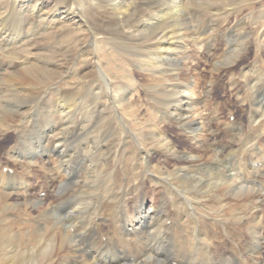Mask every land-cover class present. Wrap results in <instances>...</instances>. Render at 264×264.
<instances>
[{
	"label": "bare ground",
	"instance_id": "6f19581e",
	"mask_svg": "<svg viewBox=\"0 0 264 264\" xmlns=\"http://www.w3.org/2000/svg\"><path fill=\"white\" fill-rule=\"evenodd\" d=\"M185 1L187 0H62L60 6L53 11H48L46 10L47 5L42 0H0V50L5 49L6 52L13 53L14 44L20 38L26 40L33 34L47 37V35L54 33L53 29L56 26L60 27L58 34L65 33L68 25L72 24L80 29L91 30L94 39L98 37L94 44L101 43V47L111 44L112 46H109L110 49H118L116 51L117 54L124 58L123 66L128 68V66L133 67L140 64L142 70L146 69L148 72H151V68L153 70L156 69L157 77H153L148 73L149 78H152L154 82L145 86V89L146 87L150 90L157 89L154 94L156 103H154V100L153 103L159 105L161 110L163 109L161 113L166 120L165 122L174 123L173 126L180 131V134H183L178 139H183L185 143L190 145L189 149H183L184 147L180 144L183 148L178 149L180 146L177 147L172 142L173 140L169 142L166 137L159 135L155 130L147 132L144 139L141 138V135L135 136V138L138 137L139 141L150 143L165 152L164 170L168 171L169 168L167 158L174 159L175 163H172L173 167H171V170H173L172 174L166 172L167 175L163 176V188L159 185L157 178H153L151 175V168L153 167L150 153L143 151L141 152L142 155L138 154L135 160H132L131 157L129 158L133 161V165L136 166L134 169L138 167L139 170L143 168L146 171H150L149 178H146V180H150V184L164 190L163 195L161 193L160 196H165L170 201L169 204L173 206L175 211L174 216L164 209L161 210L158 204L153 200L152 202L149 201L150 198L142 193H138L139 197L137 199L136 197L135 199L133 198V201L135 200L134 202H136L134 205L136 207H134L130 215L128 210H126L128 204L125 203L127 204L125 206L122 203L124 200L121 196L125 193L124 190L114 191L115 193L107 198H104L105 194H102L100 202H97L98 204L94 205L91 203L92 206L86 207V201L89 200V197L85 195L87 190H82L83 187H88L89 184L96 185L100 181L103 183L105 179L110 181L116 172L123 169L121 155L124 150L120 151V149L127 143L126 139L129 137L126 134L132 131L128 130V128H125V131L122 130L125 136L123 140H118L119 143L117 145L115 143V145L111 144L109 136L106 139H102L104 136L102 135L101 137L102 129L98 130V126L93 129L87 127V122L90 120L88 118L92 115L90 114L92 103H89L90 101L87 102V99L86 101L79 99L80 102H83L81 113L84 117L82 119L83 123H85V128L83 127L82 129L87 130V132L83 131L88 136L86 141H84L83 137L84 144L82 147L85 150L82 154L93 150L92 153H89L88 158L90 159L94 155L97 156L90 159V163L87 165V169L85 168L86 171L82 172V175L80 174V168L78 176L72 178L73 174H71L70 164L74 154H69L71 149H67V145H64V138L59 137V134H64L69 126L73 125L77 110L75 108L76 98L73 101L75 92L73 93L71 92L72 90L70 91L67 88L63 89V91L55 88L54 81L60 77L61 74L59 72L61 70L54 72L52 70L55 68L54 63L45 60L41 55L39 56V51L46 50L47 45L36 44V49L39 50V53L37 54L36 52L35 55L39 63L43 64V67L36 65L26 67L24 64L26 62L24 61L20 60L19 62L11 63L10 60L9 66L5 68L6 70L8 69L6 75L3 80H0V84L1 81L5 83L4 87H2L4 92L6 91L9 95L2 94L0 91V99L6 97L12 100L21 94L22 97L27 96L28 102H31L41 93L46 98L47 94L55 96L53 101L42 109H45L43 113L44 126L41 129V137L40 139L38 138L39 141L37 140L38 145L34 147L36 152L33 156L37 154L42 159L49 161L53 165L55 178L59 177L60 179L57 181L58 194L52 207L42 209L41 212L38 211L40 209L37 210L40 213L38 214L39 220L42 223L46 224L47 222L49 224V228L53 232L52 236L50 235L51 237L48 240H44L41 237L43 240L37 241L38 243L26 250L21 249L19 244L11 243V237H0V264H264V138H262L264 132L259 133V136L256 135L260 139L258 137L245 136L246 133L241 126L242 124L232 121L226 131L228 141L226 143L222 142L224 139L220 138L221 134L217 136V133L214 134L213 130L215 128L224 130V123L229 121L223 122L221 120L222 117L219 115L217 108L213 109L211 114L202 112L208 125H211L209 126L212 131L209 130V126L206 127L204 125L205 120L203 121L201 111L205 107L206 100L200 101L194 96V91L184 88L180 81V70L179 72L177 71L181 61H184V55L187 53L186 48L182 49L185 46V41L183 42V40L186 36V31H182V29L187 28L185 23H183L186 19L179 18V10L184 9ZM9 3H11L10 6ZM6 8L9 9V18L14 16L18 20L15 25L13 20L12 24L14 27L12 29H7L5 25L8 18L5 15L7 14ZM2 9L4 10L3 13L1 12ZM75 16L81 20L79 23H76ZM158 21L159 23L160 21L165 23V28L160 30L161 27L157 26ZM154 22L157 23L152 24ZM150 24L155 28L147 30L146 26ZM24 28L28 31H25ZM123 28H127L126 31ZM23 31L25 35H18ZM118 34L119 38H116L115 36ZM144 39H148L146 42L144 41V44L138 43V40ZM206 40L207 38H202V41ZM193 42L198 48L201 39L198 36H194ZM207 47H209V43H207ZM199 48L198 56L207 55L205 44L204 47L199 46ZM21 63L24 67L16 70L11 69L12 66L21 65ZM3 66L6 65L0 63V71ZM49 67L50 71L44 77L42 74L48 72ZM94 70L97 74L95 76L102 78L104 81L105 87L99 89L109 92L103 95L105 99H100L98 106L103 108V111L117 113L122 107L126 106V102L128 103L131 87L124 83H113L98 61L94 66ZM126 71L128 70L126 69ZM31 74H35L34 78L41 79V87H30ZM93 79L90 78L85 87L87 94L91 95L90 97L93 98L94 103L100 92H96ZM214 81L218 82V79L215 78L213 83ZM255 81L260 83L261 78L258 76ZM205 98L207 99L208 95ZM254 98L256 99V97ZM19 101L21 107L24 106L22 108L23 112L21 114L13 112L11 118L25 121L27 113H31L32 109L27 108L28 105L25 102L27 100L22 99ZM107 101H110V106H106ZM3 103L6 102L3 100ZM17 105L19 104L17 103ZM256 105H258L257 107L255 106L256 110L250 109L245 114L244 119L236 117L234 120L241 119L246 127L253 124L256 128L264 131V97L260 96ZM199 107H201V111ZM1 109L4 110V108ZM215 111L220 122H222L221 125L215 124ZM102 113L105 114L102 111L98 113L100 118L102 117L101 120L104 118ZM248 113L251 121L247 119ZM117 116L118 123L125 125V115L119 112ZM249 122L250 124H248ZM36 133L38 132L36 131ZM92 134H95L96 139L94 136L92 137ZM211 134H214V136ZM250 135L253 136L252 134ZM66 136L67 138L72 137L71 131H68ZM236 136L241 138L245 136L241 140L240 149L233 148ZM135 144L136 142H132V146H135ZM139 145L141 144L139 143ZM243 148L247 151L246 155L242 151ZM248 148H256L261 152V155L258 157L253 153H249ZM140 150H143L142 147ZM8 153L9 158L15 163L18 160L15 149H11ZM22 155L21 158L26 159L28 161L27 164L34 161L31 158L32 156L25 158ZM232 157H234V163H232ZM257 158H259L261 163H258ZM248 162L251 163L248 165ZM126 163L128 165V162ZM99 164H102V168L96 169ZM47 165L52 170L50 164ZM108 168H112V170L105 173ZM9 169L10 167H6L4 170H0V173L3 171L0 174V189H5V187L12 190L18 189L16 185V187L14 186V182L10 183L9 177L12 173H9ZM11 179L13 178L11 177ZM23 181H25V178ZM113 181L115 182V180ZM66 186L67 190L64 189ZM62 188L65 191L64 194ZM141 188L138 186L135 190H141ZM23 190L25 191L24 187ZM108 192L104 188V193ZM75 194L79 196V201L84 199V202L79 203L78 201V204H76L77 196L75 202H69L70 206L64 209L66 202H63V200L71 199ZM148 203L149 207L145 209L144 205ZM82 205L85 207L83 208L84 211L80 208ZM61 208L65 217L63 223L65 227L63 229L64 232L61 231L62 233L58 230L55 231V227L59 224L55 213L60 212ZM13 209L18 210L19 205H14ZM225 217H231L235 221L237 232L231 238L230 245L228 244L229 242L227 243L229 241L227 238L226 244H222V246L218 241L215 243V239L210 237L209 232L211 233V231L208 232L206 228L209 227H206V225L212 224L215 228H218V226L222 227ZM168 222L169 224L167 225ZM45 228L46 226L42 225L41 228H38V232H42ZM76 237L79 238L80 242L77 243L74 240V238L77 239ZM226 237L223 238L225 239ZM233 238H235L234 241ZM166 242H169L168 245L172 247L176 245L181 250L182 258H176L174 253L168 251ZM64 247L67 249L66 253L60 255L59 251L64 250ZM228 256L229 259H227Z\"/></svg>",
	"mask_w": 264,
	"mask_h": 264
},
{
	"label": "rangeland",
	"instance_id": "374dc122",
	"mask_svg": "<svg viewBox=\"0 0 264 264\" xmlns=\"http://www.w3.org/2000/svg\"><path fill=\"white\" fill-rule=\"evenodd\" d=\"M42 1L44 2L45 5H47L46 10L53 11L58 6H60V3L62 0H54V1L53 0H42ZM187 1L184 2V9L182 8L181 10H179L180 11L179 18L181 17L180 19H186V21L183 23H185V26L187 27L185 29H182V31H186V36L183 40V42L185 41L184 42L185 46L182 49L186 48L187 55L186 54L184 55L183 57L184 61L182 60L181 65L179 66V68H177L178 72L180 70L179 74H180L181 85L184 88H188L190 91H194V96L197 99H200V101L206 100L205 107L202 108V111H201V107H199V110L201 111V113L208 112V114H211V111L217 108L219 115H221L222 117L221 120L223 122H225L226 120L229 121V122L224 123V128H223L224 130H221V129L219 130V128H215L213 130L214 134L217 133V136L221 134L220 138L222 140L224 139L222 142L226 143L228 141V137L226 136L227 135L226 131H227L228 125H231L232 121L242 124L241 126L246 133L245 136L258 137L259 136L258 134L263 133L264 131L260 128H256V126L253 124L251 125L250 122L248 123L250 124V126L249 127L247 126L248 127L247 128L243 124V121L241 119L245 118V114L250 109H255V106L256 107L258 106L256 105V103L259 100L260 96L264 97V0H187ZM10 5L11 3H9V6ZM5 10H7L6 11L7 14L5 15H7V17L9 18V15H8L9 9L6 8ZM3 11L4 10L2 9L1 12L3 13ZM150 11H151V8H150ZM8 18L5 24L6 28L12 29L14 25L18 23V20L14 16H11L9 19ZM75 18H76V23H79V21H81L79 20L78 17L75 16ZM13 20H14V23H13ZM156 23L157 22H154L152 24H156ZM152 24L146 26V29L151 30L155 28ZM158 24L157 26L161 27L160 30H162L166 26L165 23L161 21L160 23L158 21ZM59 29L60 27L56 26L53 29L54 33L47 35V37L45 36L41 37V35L39 34H36V35L33 34L30 36L31 39L29 38L30 41L29 39H26V40H23V38L18 39L16 43L14 44L13 53L12 52L8 53L9 51L6 52L5 49L0 50V63H2L3 65H6V66H3L2 70L0 71V75H2L0 76V80H3V77H5L7 70H8V69L6 70L5 68L9 66L8 63L10 60H11V63H16V61L19 62L20 60L24 61L26 62L24 63L26 67L32 66V65L43 67V64L39 63V60L36 58V55H35L36 52L37 54L40 52L39 56L40 55L43 56L45 60L54 63L55 68L53 67L54 69H52L54 70V72H59L58 71L59 69L61 70V72H59L61 74L60 77L54 81L55 88L60 91H63V89L67 88L70 91L72 90L71 92L76 93V94L75 93L73 94V101H74V98H76L75 108H77L76 116L73 121V125L71 124L69 128L64 132V134H61V133L59 134V137L64 138V145H67V149H71V152L69 154L71 155L74 154L72 156V160L70 164L71 174H73L72 178H74V176L77 177L78 173L80 172H81L80 174L82 175L83 174L82 172L86 171L88 167L87 165H89L90 163L89 162L90 159H92L94 156H97V155H94L90 159L88 158L89 153H92L93 150H90V152L86 154H82V152L85 150L82 147V145L84 144V141L87 140L88 136L84 133V131L87 132V130L82 129L83 127L85 128V123H83L84 117H83V114L81 113L83 102H80L79 99L81 101H86L87 99L88 100L87 102L90 101L89 103H92V105L90 106L92 107L91 108L92 110L90 113L92 115H90L91 117L88 118L90 120L87 122V127H89V129H93L98 126V130L102 129L101 137L102 135H104L102 139L104 138L106 139L109 136V139L111 138L110 139L111 144L117 145L120 140L124 139L125 134L123 131H125L127 128L128 130L132 131L126 134V136H128L129 138L126 139L127 141L126 145L120 149V151L122 150L124 151L126 150V151L125 152L123 151L121 155L122 156L121 163H123L121 165L123 169L119 172H116L114 177L112 178L113 180H115V182L112 179H110V181L105 179L107 183L105 181L101 183L102 181H100L96 185L89 184L88 187H85V188L83 187L82 190L84 189L85 191L87 190L85 195L89 197V200H90V201L85 200L87 202L86 207L92 206L91 203L94 205L98 204L97 202H100V198L102 197L101 196L102 194H105L103 197L107 198L111 194L113 195V193L115 192L124 190L125 193H123L121 196L124 200L122 203L123 205L125 203L129 205L128 206L127 204H125V206L127 205L126 210H128L130 215L132 214V210L134 209V207H136L134 206L136 202H134L135 200L133 201V198L135 199L136 197L137 199L139 197L138 193H142L146 197L150 198L149 201L152 202L153 200L156 204H158L161 210L164 209L170 215L174 216L175 211L173 209V206L169 204L170 201H168V199L165 198V196H162V197L160 196L161 193L163 195L164 190L161 189L160 187H156L153 184H150L151 183L150 180H146V178H149L148 175H150V171H146L143 168L139 170L138 167L134 169V167L136 166L133 165V161H132L136 159V156L138 154L142 155L141 152L143 151H147L148 153H150L152 155L151 165L153 167L151 168L152 170L151 175L153 176V178H157L159 185L162 187L163 186V183H162L163 176L167 175L166 172H168L169 174H172L173 172V170H171V167H173V164L175 163L174 159L168 156L169 158L167 159L169 163V168H168V171L164 170V160L166 158L164 154L165 152L162 151L160 148L158 149L157 147H154V145L152 146V144L150 143H146L145 141H139L138 137L135 138V136L141 135V138L144 139L147 132L155 130L158 132L159 135L166 137V139H168L169 142L173 140L172 142L177 147L180 146V144L181 146L184 147L183 148L180 146L178 147V149H182V148L189 149L190 148L189 147L190 145L185 143L183 139H178V138H181L183 134H180V131L173 126L174 123L172 124V122H170L171 124H169L165 122L166 120L162 117V113H161L163 109L161 110L159 105L154 104L156 103L155 101L156 98L154 94L157 89L150 90L148 87H146L145 89V86L153 84L154 82L152 81V78H149V75L153 77L154 76L157 77L156 69L153 70L151 68V72H148L146 71L145 68H144L145 70H142V66H140V64L135 65L133 67L128 66V68L126 66H123L124 58H122L121 55L117 54L116 51L118 49H113V48L110 49L109 46H112L111 44H109V46H104V47H101L102 46L101 43L94 44L96 43V39L98 37L94 39L91 30L84 29V28L80 29L77 26L70 24L65 29L67 31L66 32L64 31L65 33H67L65 35V33L58 34L57 32L59 31ZM123 29L126 31L127 28H123ZM24 30L28 31L25 28ZM18 35H25V33L23 31L19 33ZM194 36L196 37L198 36V38L201 39L200 44H198V48H196L193 42ZM115 37L119 38V34ZM202 38H205V39L207 38V40L202 41ZM147 40L148 39L138 40V43L144 44ZM207 43H209V47L206 48ZM36 44L47 45V48L46 50L39 51L36 49ZM204 44H205V49H207V55L205 56L202 55L204 56L202 58V56L201 57L198 56V53H199L198 51L201 48V47L199 48V46L204 47ZM2 47H5V46H2ZM97 61L99 62L100 66L106 71V74L109 76V78L112 79L113 83L114 82L116 84L124 83L128 85L129 87H131L132 89L129 95L128 103L126 102L125 104L126 106L122 107L121 110H119L117 113H111V111L110 113L103 111V108L98 106L100 99L102 100L105 99L103 98V95L109 92L103 89L102 90L99 89V88H104L105 85H104V81L102 78H97V76H95L97 74L94 70V66ZM21 65L16 64L15 66H12L11 69L16 70V69H20L24 67L23 65L22 66ZM126 69L129 72L126 71ZM47 71L48 72H46L45 74H42L44 77L47 73H49L50 67ZM31 75L32 77L30 78L31 80L30 87L31 86H32L31 88L41 87L42 85L41 79L39 78L36 79V77L34 78L35 74H31ZM258 76L261 78L260 83H258L259 81L258 82L255 81L256 78H258ZM90 78L92 79L94 78L93 79L94 88L96 92H100L99 96L96 94L97 98L94 100V103H93V98L90 97L91 95L87 94V89L85 87V85H87L88 80ZM215 78L218 79V82L214 81L213 83V80H215ZM190 84H191V87H190ZM4 85L5 83L1 81L0 91L2 94L9 95V93H6V91L4 92V89L2 88L4 87ZM212 86H213V89H212ZM208 89H210V91H208ZM74 95L77 97H75ZM207 95H208V98L206 99L205 96ZM51 96L47 94V98H46L44 97L43 93H41V94H38L37 97H35L34 100L31 102L30 101L28 102L27 96L22 97L21 94H19V97H17L16 99H12V100L6 97L3 99H0L1 100L0 101V164L3 166L2 167L0 165L1 166L0 170H4V168L10 167L8 171L9 173H12L13 175V176L10 175L9 177L10 183L14 182V186L16 185L18 187V189H13V190L8 189L7 187H5V189L4 188L0 189V232H1L0 237H6V236L9 238L11 237L12 239L11 243L19 244L20 248L25 249V250L27 248H31L35 243H38L37 241L40 242V240H43V239L48 240L49 237H51L53 234L52 230L49 228V224H47V222L46 224L42 223L41 220H39L38 218V214H40L39 212H41L42 209H46L47 207L51 208L52 204H54L56 195L58 194V190H57L58 182L57 181H59L60 178L59 177L55 178L53 165H51L49 161L42 159L41 156L37 154L33 156V154L36 152L34 147L38 145V141L41 137L40 136L41 129L44 126L43 124L44 114L43 113L45 109L44 110L42 109L47 107L48 103H51L53 101L55 96H52V97ZM254 97H256V99ZM22 99L27 100L25 101L27 102V105H28L27 108H31L32 111L31 113H27V119L25 121H18L16 119L11 118V116L13 112H17L19 114L23 112L22 108L24 106L21 107L19 103L20 102L19 100H22ZM3 100L6 103H3ZM153 100L155 101L154 103H153ZM109 102L110 101L106 102V106L110 104ZM17 103L19 105H17ZM150 103H152L153 105ZM1 108H4V110ZM100 111L105 113V114L102 113L104 115V118L102 120L105 119L104 121H102L101 120L102 117L100 118V116L98 115ZM119 112L125 115V122H124L125 125L122 123L121 124L118 123L119 121L117 120L118 119L117 114ZM214 117H215L214 118L215 124L221 125L222 122H220V119L218 118L216 111L214 112ZM236 117H240L241 119L234 120ZM202 118H203V121L205 120L204 125L208 127L210 124L208 125V123L206 122V119L204 118V114ZM247 119L248 121H251L249 113L247 114ZM100 120L102 123L99 122ZM94 124L95 125L97 124V125L95 126ZM15 125H17L18 127ZM210 126H209L210 128L209 130L212 131V128ZM248 129L250 130L247 132ZM115 130H117L118 132ZM36 131L38 133H36ZM68 131H71L72 137L67 138L66 133ZM177 132H179V134H177ZM168 134L169 136H172V137L175 135L176 136L172 138V137H169ZM214 134H211V135L214 136ZM250 134H252L253 136H251ZM94 135L95 134H92V137ZM83 137L85 140L83 139ZM94 137L96 139V136ZM243 138H241L240 136H236L234 140L235 142L233 143L234 149H237V148L240 149L242 145L241 140H243ZM262 138H264V136ZM130 139L131 141L128 142V140ZM258 139L260 138L258 137ZM82 141L83 143H81ZM132 142L134 143L136 142L135 146H132ZM139 143L141 145H139ZM76 145L78 146L76 147ZM141 147L143 150H140ZM11 149H15V152L17 153L18 160L15 163L12 161V159L9 158L8 152ZM63 149H65V147H63ZM242 151L245 153V155L247 154L246 149L244 150L243 148ZM248 152L253 153L254 155H257L258 157L261 155V152H259L256 148H251V149L248 148ZM21 155L24 156L25 158L27 156L29 158L30 156H32L31 158H33L34 163L32 162L33 164L32 163L27 164L28 161L26 159L21 158ZM80 156L81 157L83 156V158H81ZM130 157L132 160L129 159ZM152 157H154L155 159L154 158L152 159ZM124 161L128 162V165ZM257 161L258 163H261L259 158H257ZM42 162L44 163L42 164ZM232 163H234V157H232ZM250 163L251 162H248V165ZM47 164H50V166L52 167V170ZM80 168H81V171H80ZM101 168H102V164L101 165L99 164L96 167V169H101ZM72 169H73V172H72ZM106 170H105L106 172L105 171L104 172L108 173L112 170V168H108ZM14 171L16 172V174L18 173L17 177ZM2 172L3 171H1L0 174H2ZM119 174H122V175H119ZM159 175H161L162 177ZM11 177L13 179H11ZM24 178H25V181H23ZM108 181L111 184H109ZM144 181L146 182V184ZM21 183H24V184H21ZM132 184L135 186L134 188ZM99 186L101 187L97 188ZM102 186L105 188L107 192L108 191L109 192L104 193V188ZM138 186L142 187L141 190L140 189L135 190V188ZM23 187L25 191L23 190ZM64 189L67 190V186ZM64 189L62 191L63 194L65 193ZM16 190H18L19 193L18 191L15 192ZM6 195L7 196L10 195V196L7 197ZM77 196L78 195L75 194L71 199L63 200V202H66L64 204V209L70 206L69 202L71 201L75 202V199ZM92 199H94L95 201ZM83 200L84 199H80L79 201V196H78L76 199V204H78L77 203L78 201L79 203L84 202ZM49 202L50 204L48 205ZM16 204L19 205L18 210L13 209V206ZM148 207H149V203L144 205L145 209H147ZM80 208H82V210L84 211L83 208L85 207H83L82 205V207ZM56 213H55V216L57 217L56 219L59 224H57L56 226L58 228L55 227L56 229L55 231L58 230L61 232L63 231L65 227V225L63 224L65 221V217L63 216L64 212L61 208V211L56 212ZM78 221H82V220H78ZM233 221L234 220L231 217H225L222 227L218 226V228H215L214 226H212V224L206 225V227L207 226L209 227L206 229L208 230V232L211 231V233L209 232V234L212 239H215L214 241L215 243L218 241L221 245L226 244V240L229 239L227 243L229 242L228 244L230 245L231 238L234 237L235 232H237L235 228L236 226L235 221L234 222ZM168 224L169 223H167V225ZM42 225H45L46 228L42 232H38V228H41ZM223 237H226V238L224 239ZM77 239L74 238V240L77 243L80 242L79 238ZM234 239L235 238H233V241ZM9 242H10V239H9ZM168 243L169 242L165 243L166 246L168 247V251H171L172 253H174L176 258H182L181 250L176 245L175 246L173 245L172 247L168 245ZM66 250H67L66 247H64V250L59 251L60 255L65 254ZM227 259H229V256L227 257ZM130 262H133V261H130Z\"/></svg>",
	"mask_w": 264,
	"mask_h": 264
}]
</instances>
